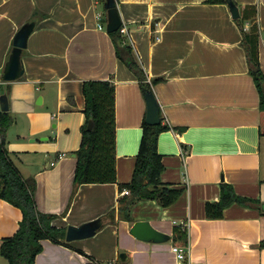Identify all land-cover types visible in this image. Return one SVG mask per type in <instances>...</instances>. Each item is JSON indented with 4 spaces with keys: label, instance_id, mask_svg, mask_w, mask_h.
Returning <instances> with one entry per match:
<instances>
[{
    "label": "crops",
    "instance_id": "0c3cea01",
    "mask_svg": "<svg viewBox=\"0 0 264 264\" xmlns=\"http://www.w3.org/2000/svg\"><path fill=\"white\" fill-rule=\"evenodd\" d=\"M234 1L239 12L240 6H257L264 73V5ZM115 3L128 29L121 35L122 45L131 47L148 81L161 79L152 90L163 122L171 127L157 141L161 180L184 190L169 207L138 201L131 209L132 222L118 212L123 195L118 183L132 179L146 102L138 79L118 58L106 32L103 0H0V77L13 36L23 23L36 22L22 55L23 76L11 82L0 78L14 119L5 134L6 151L18 173L35 182L37 210L57 216L53 225L67 229L105 219L91 237L42 240L43 250L33 264H176L171 237L178 225L187 229L189 264H264V248L259 247L264 211L232 203L222 218L205 217L204 204L219 200L221 182L264 205V112L242 32L227 4ZM249 26L246 22L244 29ZM97 79L115 86L117 183L74 188V152L86 121L82 87ZM112 210L113 223L107 216ZM21 219L22 211L0 198V244L17 231ZM138 220L148 221L170 240L154 244L135 239L129 231ZM120 252L127 253L125 262L119 261ZM0 264H7L1 256Z\"/></svg>",
    "mask_w": 264,
    "mask_h": 264
},
{
    "label": "trees",
    "instance_id": "16d2710c",
    "mask_svg": "<svg viewBox=\"0 0 264 264\" xmlns=\"http://www.w3.org/2000/svg\"><path fill=\"white\" fill-rule=\"evenodd\" d=\"M207 3L223 4L225 0H206ZM238 5V4H237ZM257 6H240V17L237 22L249 65V74L253 77L256 92L259 94V110L264 112V73L260 68L258 57L259 26ZM249 22L248 30L245 23ZM112 42L116 45L118 58L131 70L139 81L142 93L152 92V86L160 78L148 81L147 75L141 65L132 55L130 46H123L119 29L109 33ZM115 86L110 80H87L82 87L86 117L81 126V142L76 154L74 169V188L82 184L117 183L116 171V116H115ZM92 119L91 129H87L89 120ZM14 119L8 111H0V198L10 202L22 211V219L17 231L10 237L3 238L0 244V256L7 264H33L36 256L43 250L42 240L50 239L59 242L65 239L66 227H56L53 220L54 214H44L37 210L34 199L35 182L31 178H23L18 173L14 162L5 148V134L13 124ZM142 137L136 154L134 172L129 183H118V189H128L129 194L119 197L117 208L122 218L132 222L131 209L141 200L156 201L162 207L172 205L183 193V188L170 187L161 180L164 166L162 155L157 150L159 135L171 129L161 121L149 125L145 118L142 122ZM180 132L183 129H178ZM220 198L218 201L206 202V219L222 218L223 212L232 203L249 206L264 211V205L250 197L239 196L230 183L221 182ZM108 219L114 222V210L108 213ZM101 226L105 219L101 218ZM103 227V226H102ZM171 243L173 245L188 246L187 229L181 225L175 226ZM259 247L264 248V239ZM93 264V263H89Z\"/></svg>",
    "mask_w": 264,
    "mask_h": 264
},
{
    "label": "water",
    "instance_id": "95a60500",
    "mask_svg": "<svg viewBox=\"0 0 264 264\" xmlns=\"http://www.w3.org/2000/svg\"><path fill=\"white\" fill-rule=\"evenodd\" d=\"M228 10L233 19L240 17L237 3L234 0H225ZM103 6L106 10V32L113 33L120 28L121 18L116 6L115 0H103ZM35 21H27L22 24L12 39V48L5 60V66L1 73L3 82H11L21 78L24 74V64L22 63V55L24 49L28 46L27 39L35 29ZM143 97L146 102L145 121L149 125L158 124L161 121L160 106L156 96L152 92H144ZM9 110V100L6 94L0 95V111ZM92 119L89 120L87 129H91ZM100 219L91 220L79 226L67 225L65 240L73 241L91 237L101 229ZM130 234L135 238L148 243H164L170 240V236L165 232L154 228L148 221L138 220L134 222L130 228ZM127 253L120 252L119 261L127 260Z\"/></svg>",
    "mask_w": 264,
    "mask_h": 264
},
{
    "label": "built area",
    "instance_id": "2783aa9c",
    "mask_svg": "<svg viewBox=\"0 0 264 264\" xmlns=\"http://www.w3.org/2000/svg\"><path fill=\"white\" fill-rule=\"evenodd\" d=\"M259 1L264 5V0H259ZM100 28H101V26H100ZM119 32L122 36L127 35L128 34L127 26L125 24H122L119 28ZM59 158H61L60 155H59ZM54 164H55V162H51V165H54ZM122 194L123 195L129 194V190L123 189ZM181 226L185 227L184 225H181ZM171 252L174 255L175 261H177L176 264H189L188 246H181V245H177V244L172 245L171 246Z\"/></svg>",
    "mask_w": 264,
    "mask_h": 264
},
{
    "label": "rangeland",
    "instance_id": "374dc122",
    "mask_svg": "<svg viewBox=\"0 0 264 264\" xmlns=\"http://www.w3.org/2000/svg\"><path fill=\"white\" fill-rule=\"evenodd\" d=\"M101 8L103 9V6H102V5H101ZM2 91H3V90H2L1 83H0V94H1Z\"/></svg>",
    "mask_w": 264,
    "mask_h": 264
}]
</instances>
